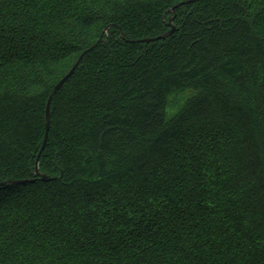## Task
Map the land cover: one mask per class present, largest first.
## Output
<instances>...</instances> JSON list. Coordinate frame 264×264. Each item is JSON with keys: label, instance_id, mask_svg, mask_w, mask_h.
<instances>
[{"label": "trees", "instance_id": "trees-1", "mask_svg": "<svg viewBox=\"0 0 264 264\" xmlns=\"http://www.w3.org/2000/svg\"><path fill=\"white\" fill-rule=\"evenodd\" d=\"M183 1L0 0V264H264V0Z\"/></svg>", "mask_w": 264, "mask_h": 264}, {"label": "water", "instance_id": "water-1", "mask_svg": "<svg viewBox=\"0 0 264 264\" xmlns=\"http://www.w3.org/2000/svg\"><path fill=\"white\" fill-rule=\"evenodd\" d=\"M199 0H186V1H183L181 3H179L178 5L174 6L171 11L174 13L176 11L177 8H180L184 5H188V4H191V3H195ZM172 19H171V22H170V25H172ZM175 28L173 27L169 32L157 37V38H153V39H144V40H138L136 41L137 43H149V42H154V41H158V40H161V39H165L167 37H169L173 32H174ZM101 41V40H100ZM131 43L135 42V41H130ZM97 47V44L95 46H93L91 49L85 51L81 56L80 58L78 59V61L76 62V64L73 66V68L69 71V73L55 86L54 90L52 91L51 95H50V98L48 100V104H47V109H46V132H45V137H44V141H43V145L41 147V150H40V153L38 155V158H37V163H36V173L38 175L41 176L42 180L44 181H48V180H51L50 177H48L47 175H44V174H41L40 170H39V163H40V158H41V155L43 153V151L45 150L46 148V145H47V142H48V138H49V131H50V126H51V103H52V100L54 98V96L57 94V92L62 88V86L67 82V80H69L73 75L74 73L76 72L77 68L79 67L80 63L82 62L84 56L89 52L91 51L92 49L96 48ZM17 184V183H21L20 181H15V182H5V183H2V185H8V184Z\"/></svg>", "mask_w": 264, "mask_h": 264}]
</instances>
